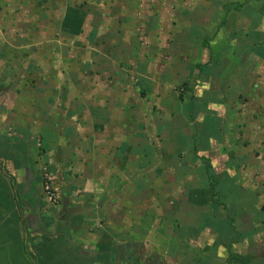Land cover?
<instances>
[{
    "label": "crops",
    "instance_id": "obj_1",
    "mask_svg": "<svg viewBox=\"0 0 264 264\" xmlns=\"http://www.w3.org/2000/svg\"><path fill=\"white\" fill-rule=\"evenodd\" d=\"M237 4L242 9L236 13L249 24L234 32L227 18L203 29L190 18L193 10L182 13L176 7H161L159 34L164 37L166 24L167 37L149 55L139 51L132 35V29L140 31L134 17L123 23L128 26L125 33L118 28L119 13L99 14L83 3L57 12L54 29L64 38L51 42L50 55L42 54L39 39L36 43L5 39L0 26V264H190L189 255L206 258L211 253L229 264V252L236 264L251 252L264 261L259 257L264 251V201L238 193L234 211L241 216L230 221L233 216L226 207L231 205L222 199L218 203L217 198L224 184L216 181L217 199L212 197L207 163L201 166L207 159L215 175L210 157L192 149L194 142L216 143L225 148V159H233L225 144L237 138L225 136L231 128L228 123L233 116L241 120L250 115L253 120L238 124L245 131V123H255L257 137L249 134L244 141L248 144L237 151H246L240 152L242 159L263 160L262 109H249L243 101L259 89L247 85L248 74L235 62V53L244 54V61L255 54V62L264 65V39L256 41L264 34V7ZM249 11L261 12L258 23L250 19ZM52 14L57 15L53 11L49 20ZM75 19L79 25L73 27ZM23 23L18 25L26 28L28 23ZM21 44L31 47L25 63ZM222 66V71L231 72L217 81ZM211 92L213 100H208ZM163 95L171 96L170 105ZM187 95L196 104L194 114ZM167 109L183 126L201 129L172 140L187 145L186 153L171 155L181 161L187 158L183 174L186 181L195 176L191 183L169 182V166L163 160L172 156L154 153L151 147L163 142L158 132L169 124ZM209 123L218 128L217 136L201 134ZM44 171L59 191L55 206L43 194ZM132 172L138 180L126 183ZM65 204L86 211L67 218ZM223 231L227 238H222ZM238 248L248 251L241 254Z\"/></svg>",
    "mask_w": 264,
    "mask_h": 264
},
{
    "label": "rangeland",
    "instance_id": "obj_2",
    "mask_svg": "<svg viewBox=\"0 0 264 264\" xmlns=\"http://www.w3.org/2000/svg\"><path fill=\"white\" fill-rule=\"evenodd\" d=\"M253 0H223V2H226L228 4L229 9L232 8L233 4L241 3V2H251V4H255L256 8L258 6H263L264 3L262 4L261 2H252ZM83 3L85 6H88V8L93 9L94 11L98 12L99 14H111L113 17H115V14H118L116 18H118V28H121L122 30L128 32V29H126L128 26L126 23L127 20L132 17L133 22H138L140 24V31H134L132 29V35L134 36V40L138 42L139 51L141 53L149 55V51H152L153 53H156V51L159 50V46L161 42L165 41V37H167L166 33V24L164 26V37L161 38L160 36V30L158 27L159 26V10H161V7L164 9H167L169 7H176L178 10H182V13H189V11L193 10L191 12L190 18L195 21L197 24L201 25V28L206 29L208 28L207 26L210 25H217L221 23L224 19L227 18L225 22H227V25H229V22H231L232 27H233V32L237 30L238 28L243 27L246 24H249L246 22L244 19L245 17L239 13L237 14L233 10H230V14L227 16L224 14L225 10L222 8V4L217 1V0H0V30L2 29V34L1 36L9 41H17V39H21V41L24 42H29L30 43H36V41L41 42V45L39 46L40 51H42V54H51V51H53V48L51 46V42H55L58 39H62L64 37L60 36L59 33H56L57 30L54 29V24L57 21L58 18V13L61 8L65 7L66 5H81ZM169 3L168 5H166ZM174 9V8H173ZM56 12L55 15H51L50 20L48 19L49 14ZM174 11L171 12V14ZM154 13L158 14V16L154 15ZM261 13V12H260ZM260 13L256 12H250L249 11V17L251 20L254 22L258 23V20L262 17ZM136 14V17L134 16ZM170 14V15H171ZM112 17V16H111ZM56 18V20H55ZM115 18V20H116ZM128 18V19H127ZM127 19V20H126ZM28 23L26 28L29 26L31 22L34 23V28H31L29 30H26V28H21V25L18 24H24L23 22ZM252 22V21H251ZM121 23V24H120ZM166 23L169 24L167 21ZM224 23V22H223ZM253 23V22H252ZM3 24V25H2ZM167 24L168 28L169 25ZM210 24V25H208ZM130 30V29H129ZM136 30V29H134ZM209 30V29H208ZM102 32V31H100ZM111 35L112 31H108ZM160 33V34H159ZM162 35V34H161ZM105 35H101V37H104ZM78 40V39H77ZM82 40V39H81ZM168 40V39H167ZM74 43V40H73ZM71 43V44H73ZM22 47L19 48L22 53H20L22 56L21 61L25 63L27 60L28 56H30V49L31 47H26L23 46L24 44H21ZM19 50V51H20ZM221 49L218 48V51ZM217 51V53H218ZM19 54V53H18ZM19 54V55H20ZM222 57V53H219ZM218 55V54H217ZM235 62L241 63V69L246 71L247 75V85L249 86H256L257 89L256 91H253L251 94V98H246L243 101L247 102L249 109H253L254 111H260L261 114L264 115V94L260 93V88L264 89V65H260V62H255L256 61V55L254 54L253 57H248L247 59H243L244 54H240L237 50V53H235ZM248 56V55H247ZM255 56V57H254ZM239 58V59H238ZM255 59V60H254ZM242 60V62H241ZM244 65V66H243ZM258 66V73L255 72L256 67ZM222 67H219V74L217 81H220L225 77V74H228L230 71V68H227V72L222 71ZM239 68L236 67V70ZM236 72V71H235ZM254 72V73H253ZM237 74V72H236ZM183 77H181L182 79ZM178 79V78H177ZM179 78V80L181 81ZM239 82V81H238ZM178 93V92H177ZM211 94V95H209ZM209 94H206V97L208 100H213V95L214 93L211 92ZM216 95V93H215ZM164 96V95H163ZM177 96V94H176ZM175 96V98H176ZM219 96V95H218ZM167 97V98H166ZM215 98H218L217 96H214ZM237 97V96H236ZM162 98V97H161ZM164 98H166V101H169V105L172 102L171 101V96L165 95ZM233 101V97L231 100ZM233 103V102H229ZM242 101V102H243ZM168 103V102H167ZM259 104V105H258ZM257 109V110H256ZM168 111H165V115L168 118L169 124L166 126V128L162 129L161 131L159 130V137L161 140H163L162 143H152L151 147L152 150L158 151V152H166L169 156L172 158H168L166 160H163L166 162V166H169V171L167 174V179H169V182L171 183H176L182 182L186 179L183 173L185 172L184 168L185 162L187 158H183V160L177 159L175 155H171L172 152H177V151H182L184 153L187 152V145L185 143L183 144H178L177 142H173L176 140V138L184 135H190V134H195L199 132L200 126L197 125H190V127H185L182 125V123H178L175 119L170 118V115L173 114L174 112L170 109H167ZM163 114V115H164ZM157 118L156 115H153L152 121L154 122L155 119ZM233 120H230L228 123V128L231 126V128L228 131H225V136L232 135V138L235 136L237 141L234 140V142L226 143L225 147L231 149V158L233 159H225L224 151L225 148H223L221 145H218L216 143L214 144H209L207 145L204 143V148L200 149L199 148V153L204 155V157H210L211 163H212V168H214L215 175H214V180L220 183H223V190L217 191L219 197L218 198V203L219 200H223L222 203L224 205H231L230 208L227 206L226 207V212L229 211L231 213L230 216H233L232 219L229 218V220H234V215L237 219H239L240 213H236L235 207H234V200L236 196H238V193H243L245 195L244 197H251L256 199L261 198L262 201H264V188L262 185H264V147L261 149L262 154H263V160L256 159L254 156L253 158H244L242 159L240 157V152H246L245 150L242 151H237L238 147L244 144V146L248 143H244L246 139H249V134H256L258 130H255V123L252 122H247L243 123L245 131L240 129V125L238 124L241 121L243 122L244 120H253L250 119V115L245 116V119H239L238 115L233 116ZM229 120V119H228ZM261 122L264 124V118L261 117L259 119ZM210 122V121H209ZM210 124V125H209ZM207 124L206 130L208 131L207 133L210 134H217V131L214 129L213 123ZM247 124V125H246ZM227 127V125H226ZM264 127V126H263ZM210 128V129H209ZM227 129V128H226ZM256 129H259L258 126ZM156 128L153 125L151 128V131L155 132ZM254 130L256 133H254ZM211 135V134H210ZM254 137H257L254 135ZM253 137V138H254ZM251 138V137H250ZM252 139V138H251ZM173 140V141H172ZM252 142L254 141L253 139L251 140ZM259 147V146H258ZM255 149V147H254ZM210 150V151H209ZM165 153V154H166ZM252 155V154H251ZM166 157V156H165ZM234 157L236 159H234ZM159 162V161H158ZM231 164L230 167L228 164ZM159 164V163H157ZM163 164V163H161ZM201 166L204 164L206 165L205 162H201ZM118 166L121 167V164L118 163ZM154 170V169H153ZM154 175V174H153ZM126 178V183L129 181L133 180H138L139 176L129 174ZM203 177H201V180ZM187 180L185 182L191 183L190 180L195 181V176L193 177L192 175H189L187 177ZM204 180V179H203ZM238 187L243 188V190H238ZM230 197H233L232 199ZM137 198V196H136ZM215 198V199H217ZM228 198V199H227ZM231 199V201L229 200ZM223 205V206H224ZM262 208V207H258ZM264 208V204H263ZM262 217L264 219V213L262 214ZM242 218V217H241ZM235 221V220H234ZM243 221H246V219H243ZM255 222L252 223L254 225ZM227 232V231H225ZM218 243V241H217ZM219 244V243H218ZM237 252L241 250V254H244L245 251L247 252V249L244 248H238L236 249ZM252 253V252H251ZM249 253L248 256L246 257L247 260L245 259L244 262L241 264H264V261L258 260V258L255 256L256 252L251 254ZM199 256V257H198ZM190 257V264H228L224 263L223 260L220 258H215V254L211 253L208 257L204 258L201 254L197 255H189ZM260 259H264V251L261 256H259ZM262 259V260H263ZM203 260V261H202ZM230 264V263H229ZM236 264V261L234 262Z\"/></svg>",
    "mask_w": 264,
    "mask_h": 264
},
{
    "label": "trees",
    "instance_id": "obj_3",
    "mask_svg": "<svg viewBox=\"0 0 264 264\" xmlns=\"http://www.w3.org/2000/svg\"><path fill=\"white\" fill-rule=\"evenodd\" d=\"M217 1H219L221 4H222V7H223V10H225V12H224V14L227 16L228 15V13L230 12V10H233L234 12H239L241 9H242V5L241 4H236V5H233V8L232 9H229L228 8V4H226V2H223V0H217ZM257 1H259V0H257ZM77 19L79 20V14L77 13ZM75 17L73 16V19H74ZM77 19H75V22H74V24H73V27H75V26H77V25H79V21H76ZM71 31H72V29H71ZM261 34V35H260ZM258 36H257V38L258 39H256V41L257 42H259L260 40H263L264 39V34H262V33H260ZM253 43H255V42H253ZM203 44H204V46L205 47H208V41L206 40V41H203ZM254 45V44H253ZM253 45H248V49H250V48H252V47H254ZM208 53L209 54H211V51H210V49H208ZM217 66V65H216ZM196 68H197V70H200L199 69V67L198 66H195ZM208 70V69H207ZM209 71V70H208ZM210 71L211 72H209V73H214V70H213V68H212V70L210 69ZM213 75V74H212ZM211 77V76H210ZM209 77V78H210ZM181 86L182 87H184V84H181ZM183 89H186V88H183ZM187 92H192V90H190V89H188V90H186ZM186 97V99L188 100V103L190 104V107H191V113H195L196 112V104L194 103V101H193V96L192 95H187V96H185ZM182 99L183 98V95L182 94H180V96H179V99ZM193 111V112H192ZM191 119H193L192 118V116H191ZM215 130L217 131V134H213V133H211L210 132V134L211 135H218L219 134V130H218V128H215ZM208 131H205V132H202L201 134H203L205 137H208V136H211L210 134H208L207 133ZM206 145H207V143H205ZM193 147H192V149L194 150V151H197V149L198 148H200V149H203V146H204V143H201L200 142V144H198L197 142H194L193 144ZM199 146V147H198ZM205 163H207V165L205 166V172L207 173V175L208 174H210L209 175V181H211V184H212V186H210V193H211V196L212 197H217V196H215L216 194H215V186H216V184H217V182L216 181H214L213 179H214V175H213V173L211 172V168L209 167V163H208V161H207V159H202ZM212 174H211V173ZM222 235H223V239L224 238H227V232H224L223 231V233H222ZM231 236V234L228 236V237H230ZM235 238H233V240H234ZM228 248L230 249V245L228 246ZM234 257V255H232L230 252H229V263L230 264H234V261L232 260V258Z\"/></svg>",
    "mask_w": 264,
    "mask_h": 264
},
{
    "label": "built area",
    "instance_id": "obj_4",
    "mask_svg": "<svg viewBox=\"0 0 264 264\" xmlns=\"http://www.w3.org/2000/svg\"><path fill=\"white\" fill-rule=\"evenodd\" d=\"M41 184L43 194L45 195V199L47 200L48 204L55 206L59 200V191L54 187L52 176L47 171H44L42 174Z\"/></svg>",
    "mask_w": 264,
    "mask_h": 264
},
{
    "label": "water",
    "instance_id": "obj_5",
    "mask_svg": "<svg viewBox=\"0 0 264 264\" xmlns=\"http://www.w3.org/2000/svg\"><path fill=\"white\" fill-rule=\"evenodd\" d=\"M66 217L69 218L72 215L80 214L86 211L84 208L72 207L70 205L65 204L64 206Z\"/></svg>",
    "mask_w": 264,
    "mask_h": 264
}]
</instances>
